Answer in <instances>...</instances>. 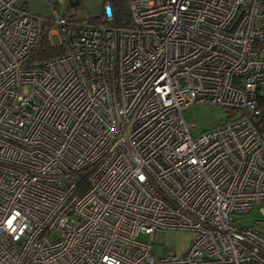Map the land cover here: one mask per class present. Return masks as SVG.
Wrapping results in <instances>:
<instances>
[{
	"label": "built area",
	"instance_id": "2783aa9c",
	"mask_svg": "<svg viewBox=\"0 0 264 264\" xmlns=\"http://www.w3.org/2000/svg\"><path fill=\"white\" fill-rule=\"evenodd\" d=\"M61 2L0 0V264H264L235 219L264 203V0ZM192 103L231 117L193 135ZM165 229L183 255L137 237Z\"/></svg>",
	"mask_w": 264,
	"mask_h": 264
},
{
	"label": "rangeland",
	"instance_id": "374dc122",
	"mask_svg": "<svg viewBox=\"0 0 264 264\" xmlns=\"http://www.w3.org/2000/svg\"><path fill=\"white\" fill-rule=\"evenodd\" d=\"M31 13L47 15L50 13V4L57 0H17ZM79 2L75 7L67 10L66 4L61 2L58 9L64 13L76 11L83 18L96 17L101 13L102 0H76ZM54 39V36H52ZM182 115L186 122L193 125L191 133H196L222 125L231 117L227 109L212 103H192L185 107ZM243 226H250L256 220H264V203L254 202L249 214L235 217ZM138 239L150 243V253L159 257L177 254L183 255L193 241V232L182 229H165L156 231L152 238L146 234H139Z\"/></svg>",
	"mask_w": 264,
	"mask_h": 264
},
{
	"label": "trees",
	"instance_id": "16d2710c",
	"mask_svg": "<svg viewBox=\"0 0 264 264\" xmlns=\"http://www.w3.org/2000/svg\"><path fill=\"white\" fill-rule=\"evenodd\" d=\"M79 2H77L78 4ZM113 6L116 11L117 21L120 23L121 20H127V7L125 0H113ZM63 51L61 46H53L48 37L47 33H42L40 40L31 54V59L44 60L52 56L58 55ZM260 106L264 109V97H262ZM228 112V111H227Z\"/></svg>",
	"mask_w": 264,
	"mask_h": 264
},
{
	"label": "water",
	"instance_id": "95a60500",
	"mask_svg": "<svg viewBox=\"0 0 264 264\" xmlns=\"http://www.w3.org/2000/svg\"><path fill=\"white\" fill-rule=\"evenodd\" d=\"M71 6L75 7L77 5V1L76 0H69Z\"/></svg>",
	"mask_w": 264,
	"mask_h": 264
}]
</instances>
